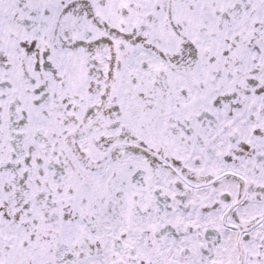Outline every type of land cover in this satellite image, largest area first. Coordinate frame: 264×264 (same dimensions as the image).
<instances>
[{
    "label": "snow or ice",
    "instance_id": "1",
    "mask_svg": "<svg viewBox=\"0 0 264 264\" xmlns=\"http://www.w3.org/2000/svg\"><path fill=\"white\" fill-rule=\"evenodd\" d=\"M0 264H264V0H0Z\"/></svg>",
    "mask_w": 264,
    "mask_h": 264
}]
</instances>
